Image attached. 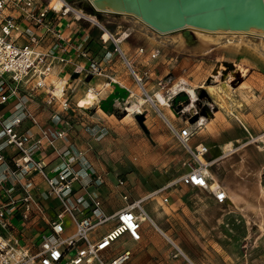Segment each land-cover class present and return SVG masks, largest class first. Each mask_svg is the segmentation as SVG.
Instances as JSON below:
<instances>
[{
    "label": "rangeland",
    "instance_id": "374dc122",
    "mask_svg": "<svg viewBox=\"0 0 264 264\" xmlns=\"http://www.w3.org/2000/svg\"><path fill=\"white\" fill-rule=\"evenodd\" d=\"M66 1L74 8L67 13L71 18L79 12L86 13L84 7L90 5L88 0ZM42 2L60 5L56 0ZM93 15L109 33L98 56L104 74L72 75V87L67 91L71 106L60 110L55 118L64 123L61 128L66 131L60 147L73 156L82 153L77 167L92 175L100 169L106 172L105 180L96 189L105 205L124 204L122 191L129 194V201L141 199L140 206L148 212L149 208L156 209L154 221L186 252L179 251L181 248L177 249L147 219L142 222V239L133 244L128 240L120 246L131 247L130 258L122 264H191L186 256L197 264H264L262 216L252 209L246 212L242 205L236 207L228 196L219 203L209 189L179 180L189 165V156L147 97V93H157L160 101L156 105L174 125L196 126L191 141L210 146L204 158L214 161L208 166L211 183L217 181L225 190L242 186L254 190L259 186L264 193V39L242 35L243 43L229 44L220 40V34L193 28L189 35L183 31L164 35L130 14ZM19 16L24 17L22 10ZM148 31L157 34L160 44L147 45ZM179 35L185 46L167 42L170 36ZM112 36L125 37L121 46L123 42L133 46L134 54L129 59L142 84L115 49ZM246 41L254 42L258 52L237 53L243 51ZM138 46L144 51L139 52ZM156 47L160 53L152 58L149 51ZM88 87H93L96 94L93 104L77 108L74 102ZM103 99L112 104L111 111L102 108ZM8 104H1L0 110ZM40 105L42 111V101ZM57 108L55 105L53 109L58 111ZM207 111L209 115H204ZM201 115L204 119L198 121ZM117 177L125 179L124 187L115 186ZM31 180L51 220L56 198L40 174ZM250 196L249 200L256 202V197L252 200ZM49 223H32L40 229L35 250L42 240L50 238ZM66 226L64 236L74 231V227ZM25 239L31 243L28 237ZM113 254L104 251L107 257Z\"/></svg>",
    "mask_w": 264,
    "mask_h": 264
},
{
    "label": "built area",
    "instance_id": "2783aa9c",
    "mask_svg": "<svg viewBox=\"0 0 264 264\" xmlns=\"http://www.w3.org/2000/svg\"><path fill=\"white\" fill-rule=\"evenodd\" d=\"M7 9L22 10L24 17L35 25L42 26L44 32L40 34L23 30L12 15L5 13ZM73 9L66 0H63V4L58 8L50 3L43 4L42 0H0V105L8 102L11 97L15 99L13 111H0V149L11 146L17 152L13 158L14 169H8V175L5 173L0 176V264H122L130 258V248L121 249L108 259L104 258L102 253L123 235H127L132 241L141 239L143 210L140 200L129 201V194L122 191L123 206L113 214H106L96 192L98 185L105 180L106 172L100 169L92 175L86 169L77 167L76 162L82 157V153L70 155L56 144L58 138L64 137L65 129H58L52 135L39 124L29 108L28 98L36 93L45 94V104L48 106L57 104L58 111H53V118L58 116L60 110L71 106V97L65 86L59 87L51 78L54 67L70 59L64 56L67 46L60 40L61 32L54 30L49 13L64 16ZM80 18L95 23L105 31L104 25L96 17L92 19L88 13L80 12L75 15V19ZM48 32L53 33L54 39L49 46L42 47ZM103 33L100 39L106 42L102 37ZM112 38L115 49L121 54L130 71L135 73L130 59L123 53L121 40L113 36ZM75 48L79 56L86 58L87 63L71 60L74 72L85 76L104 74L103 65L86 46L76 44ZM138 51L143 52L144 48L138 47ZM159 53L160 48H152L149 56L154 58ZM137 80L142 84L141 77ZM74 104L81 108L77 105V100ZM25 119L39 127L37 135L28 129H18ZM168 125L189 156V165L179 180L184 184L209 189L217 202H224L227 198L226 190L220 185L211 186L208 166L214 161H206L204 158L210 146L203 142L191 141L197 131L196 126H176L169 119ZM44 142L60 159L51 173L46 170L44 160L35 156L38 151L44 150ZM2 158L0 152V160ZM36 173L46 181L49 191L58 201L59 209L49 223L50 238L42 240L39 247L33 250L29 245L23 244L19 237L10 233L6 235L5 232L10 229L11 213L14 210H18L23 219H28L31 212L44 211L31 180ZM8 178L13 180L11 185L6 184ZM115 186L124 187L125 179L117 177ZM77 189L83 190L82 195L86 200V204L81 207L69 201V196ZM15 190L20 192L19 198L14 197ZM164 200L167 201L168 198L164 197ZM67 218L71 219L74 231L64 236ZM109 220H114V225L99 238H93L92 232ZM69 252L73 254L70 256Z\"/></svg>",
    "mask_w": 264,
    "mask_h": 264
},
{
    "label": "crops",
    "instance_id": "0c3cea01",
    "mask_svg": "<svg viewBox=\"0 0 264 264\" xmlns=\"http://www.w3.org/2000/svg\"><path fill=\"white\" fill-rule=\"evenodd\" d=\"M56 1L59 4L62 3V1L60 2L59 0H56ZM84 9L86 10V13H88L92 19L95 18L93 13H96V16L104 15V13H106V12L103 13V12L93 11L91 5H85ZM5 13L12 15L15 18V20L19 23L20 27L23 30L33 31L35 33H40V34L44 32V28L42 26H37L34 23L27 20L25 17H23V18L20 17L19 16L20 11H16L13 9H7L5 11ZM108 14H113V13H108ZM49 17L53 23L54 30L61 32L62 38L60 40L64 44H66V46H67V49L64 52V56H66L67 59H70L66 63L57 64L53 69V74H52L51 78H52V81L54 82V84H56L58 86L64 85L66 92H67L69 90V88L72 87L71 81L74 79V78H72V75L75 73L73 71V64L71 63V60L72 61L77 60V61L84 63V64L87 63L86 58L78 55V52L76 51V48H75L76 44H81L83 47L86 46L89 49L90 53L98 59L99 53H102V51H103L102 47L106 43V42H102L100 39L104 29L100 28L98 25H96L93 22L89 23V22H87V20H84V19H75V15L71 18L67 14L64 16H61L59 14L55 15L54 13L50 12ZM184 34L182 33V36L185 37ZM156 35L157 34L153 31L147 32V36H148V38H146V41L148 43L147 45L157 46L158 44H160ZM102 37L107 40V38H108L107 31H105L103 33ZM251 37H256V36L251 35ZM122 38H123L122 36L119 37V40ZM203 38H204L203 40L205 43H208L211 45V41L207 37H203ZM53 39H54L53 33L48 32V34H46V37L42 43V47L49 46V44L53 41ZM20 40H23V39H20ZM167 42L177 43L178 47L181 45L185 46L184 45L185 40L182 39V37L180 35L176 36V37L170 36L167 39ZM254 44H255L254 42L252 43L251 41H249L247 43V45L245 47H243V51H237V53L249 52L250 54H254V53L258 52V47H257V45L255 46ZM121 47H122L123 51L125 52V54L128 58L132 57V55L134 54V48L130 44V42H123ZM140 47H142V46H140ZM251 56L253 57V55H251ZM80 76H81V74L78 77H80ZM93 79H94V77L90 79L89 83H92L94 81ZM84 94H85V92L77 99L78 102L82 98H84ZM69 95H71V94H69ZM31 100L32 101H30V103H29V108L33 111V113L37 117L39 124L42 127L46 128L52 135H54L58 129H61V127H63V124H64V123H59L58 121L55 120V118H53L51 116L52 110L55 111V109H53L54 106H48L47 104H45V94L44 93H36L35 95L32 96ZM39 101H42L43 105H44L43 106L44 109L42 111H41V105L39 107ZM8 102H9V104L6 107H4L3 109H1L0 110L1 112L9 113L10 111H12L14 109L15 99L13 97H11ZM80 106L85 107L84 105H80ZM18 129L19 130L28 129L31 133H33L35 135H37L39 133V127L37 125L33 124L28 119H25L19 125ZM61 143H62V138H58L56 140V144L58 146H60ZM44 147H45L44 150L38 151L35 154V156H36V158L44 160V162L46 163V167H45L46 170H50V173H51V170L53 169V167L55 165H57L60 162V159L58 157H56L55 153L53 152V149L46 142H44ZM0 152L3 155L2 160H0V176L2 174L4 175L5 173L8 175V169H10V170L14 169L13 158L16 156L17 152L11 146L2 147V149H0ZM36 174H34L35 177H36ZM6 181H7L6 182L7 185H11L13 180H12V178H8ZM215 182H217V181H215ZM16 189H17V187H16ZM18 190L14 191V197H16V198H19L21 195L20 192H18ZM82 194H83V190L77 189L72 195L69 196V201L72 204H77L79 207L84 206L86 204V200L83 198ZM149 194L145 195L144 197L148 196ZM54 205H55V214H54V217H55L56 211L59 209V205H58L57 200H56V202L54 201ZM42 206H43L45 211H43L42 213L37 212V211L31 212L28 219H23L20 215V212L18 210H14L13 213H11L12 215L10 218V222H11L10 227H9L10 229L7 230L5 232V234L7 235L10 233L14 236L19 237L20 241L23 244L29 245L33 250H35L34 245L39 242L38 239L40 236V233H39L40 229H39V226H37V224H32V223L33 222L35 223L36 221H38V222L40 221V223L50 221L49 218H47L46 208L43 205V203H42ZM121 206H123V204L119 205V203H117V205L115 207H111L110 205H108V204L105 205V203L102 202V207H103L106 214H113ZM142 209L146 212V214L148 216V220H151L152 222H154V224L157 226V228L159 230H162L159 227V225L153 219V216L156 215L157 210L149 208V212H148V211H146V209H144V208H142ZM54 217H52V218L50 217V218L53 219ZM114 222H115L114 220H109L108 222L102 224L95 231L92 232L91 236L93 238H99L101 235L105 234L114 225ZM66 223H67L68 227H73V224H72V221L70 218L66 219ZM143 228H144V225H142V223H141V239H142V229ZM143 232H144V229H143ZM161 232L170 238V240L172 241V243L175 245V247L177 249H178V247H180L181 250L183 251V253L186 254L185 250L182 248V246L177 241L173 240L165 231L162 230ZM24 237H28V239L31 241V243H29L27 241V239L24 240ZM128 240H130L132 244H133V242H137V241H132L127 235H123V236L119 237L111 245V247L106 249V250L112 251L114 254L110 257H107L106 255H104V252H103L102 253L103 257L107 258V259L113 257L121 249H124L120 246H122L124 243L128 242ZM126 248L131 249V247H126ZM187 257L189 258V260L191 262H193L194 264H197L191 257H189V256H187Z\"/></svg>",
    "mask_w": 264,
    "mask_h": 264
},
{
    "label": "water",
    "instance_id": "95a60500",
    "mask_svg": "<svg viewBox=\"0 0 264 264\" xmlns=\"http://www.w3.org/2000/svg\"><path fill=\"white\" fill-rule=\"evenodd\" d=\"M88 1L95 12L130 14L156 33L164 35L190 28L211 31L254 28L264 34V0ZM225 64L233 66L229 62ZM102 108L111 111L113 106L103 99Z\"/></svg>",
    "mask_w": 264,
    "mask_h": 264
},
{
    "label": "bare ground",
    "instance_id": "6f19581e",
    "mask_svg": "<svg viewBox=\"0 0 264 264\" xmlns=\"http://www.w3.org/2000/svg\"><path fill=\"white\" fill-rule=\"evenodd\" d=\"M59 1L60 2L62 1V3L60 5H56L55 3H53V5H55L57 8L60 7L63 4V0H59ZM194 29L195 30H200V31H203V32H206V33L220 34L222 36V38H220V40L221 39H224L225 40V43H229V44H233V43H235V44L236 43L237 44H241V43H243V37H242V35H255L257 37H260V38L264 39V34L260 30H257V29H254V28H251L250 30H214V31L197 29V28H194ZM184 32L187 35L190 34L189 33V29L184 30L183 33ZM107 34L109 36V33L108 32H107ZM124 38L125 37H123L122 39H124ZM122 39H120V40H122ZM118 40H119V38H118ZM246 42H248V41H246ZM123 53L125 54L124 51H123ZM232 71H233L232 73L235 74V69L234 68L232 69ZM133 74L135 75V77H137L136 79H138L139 76L137 75V72L135 71V73H133ZM107 84H109V82ZM117 89L118 90H122V88H120V86H118ZM193 91H194V89H193ZM186 92L190 96V93L187 90H186ZM194 94H195V92H194ZM95 96H96V94L94 93L93 88L92 87H89L85 91L84 98H82L79 101L80 103L77 101V105L78 106H80V105H84V106L91 105L94 102ZM157 96H158L157 93H153V95H150L149 93H147L148 100L154 105L155 108L160 109L156 105V101H160V99ZM156 98H157V100H156ZM143 101H144V99H143ZM208 114L209 113L207 111L204 115H208ZM163 118L168 122V118L166 117V115L165 116L163 115ZM203 119H204V116L201 115L198 121L203 120ZM217 185H219V184H218V182H215V181L211 184L212 187H216ZM255 188L256 189L252 190L250 188H245L243 186L242 187H238V188L237 187H235V188L234 187L233 188H227L226 187V193H227V196L232 200V202L234 203V205H236V207L242 205L246 209V212H247V209H250V210L252 209L254 212L260 214L259 216H262L261 218L264 219V193H263V191L261 190V188L259 186L255 187ZM250 195L253 196L252 200L254 199V196L256 197V199H257L256 202H253V201L249 200L248 197ZM142 214H143L142 215V218H141L142 221L148 219V216H147V214H146V212L144 210H143V213ZM179 251H182V250L179 249ZM186 258L189 260V258L187 256H186ZM191 264H194V263L191 262Z\"/></svg>",
    "mask_w": 264,
    "mask_h": 264
}]
</instances>
